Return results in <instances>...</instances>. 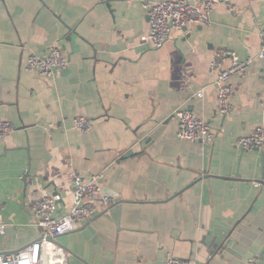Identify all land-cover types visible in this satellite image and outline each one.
Listing matches in <instances>:
<instances>
[{
  "label": "crops",
  "instance_id": "1",
  "mask_svg": "<svg viewBox=\"0 0 264 264\" xmlns=\"http://www.w3.org/2000/svg\"><path fill=\"white\" fill-rule=\"evenodd\" d=\"M145 1L164 0H0V122L16 126L0 141V254L39 238L34 201L59 194L64 212L73 176L101 174L104 195L119 203L58 239L68 264H165L168 255L264 264V149L237 146L264 126L262 63L233 78L228 117L211 70L220 50L258 55L264 0H223L211 25L160 49L141 42ZM52 47L67 56L66 72L26 71L30 55ZM178 108L207 121L214 143L179 140ZM78 117L94 120L93 131L74 130Z\"/></svg>",
  "mask_w": 264,
  "mask_h": 264
},
{
  "label": "built area",
  "instance_id": "2",
  "mask_svg": "<svg viewBox=\"0 0 264 264\" xmlns=\"http://www.w3.org/2000/svg\"><path fill=\"white\" fill-rule=\"evenodd\" d=\"M223 0H200L193 4L190 0L145 1L143 8L148 18V33L141 38L148 49H160L174 34L196 26L212 24L214 8ZM260 52L257 56L241 59L235 52L220 50L211 61V70L216 72L215 88L220 112L228 117L233 114L235 105L232 100L235 76L246 77L256 60L262 63L264 74V28L259 32ZM68 58L59 47H52L46 56L32 54L28 57L26 71L40 77L54 79L68 69ZM198 98H203L202 91ZM178 122L177 137L188 142L213 144L216 133L212 126L193 111L178 108L172 114ZM95 122L86 117L74 120V130L83 134L93 131ZM16 126L7 121L0 122V141H4ZM237 146L243 151H261L264 149V126L257 127L250 135L237 140ZM102 175L85 178L74 175L70 184L72 206L60 211L63 199L61 195H46L31 204V214L35 226L40 231L39 238L22 250L11 254H0V264H68L69 256L58 239L79 230L96 216L99 206L109 208L117 205L119 199L102 194ZM6 225L0 224V235L5 233ZM165 264H190L186 260L168 255ZM254 264V262H250Z\"/></svg>",
  "mask_w": 264,
  "mask_h": 264
},
{
  "label": "water",
  "instance_id": "3",
  "mask_svg": "<svg viewBox=\"0 0 264 264\" xmlns=\"http://www.w3.org/2000/svg\"><path fill=\"white\" fill-rule=\"evenodd\" d=\"M170 120V119H169ZM169 120H167L166 122H165V126L169 123Z\"/></svg>",
  "mask_w": 264,
  "mask_h": 264
},
{
  "label": "bare ground",
  "instance_id": "4",
  "mask_svg": "<svg viewBox=\"0 0 264 264\" xmlns=\"http://www.w3.org/2000/svg\"><path fill=\"white\" fill-rule=\"evenodd\" d=\"M102 181V180H101ZM102 189H103V186H102ZM102 194L104 195V192L102 191ZM105 196V195H104Z\"/></svg>",
  "mask_w": 264,
  "mask_h": 264
}]
</instances>
